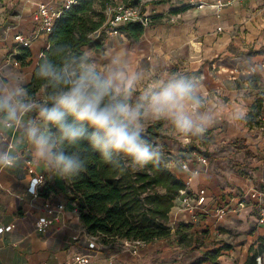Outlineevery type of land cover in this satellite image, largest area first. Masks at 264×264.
<instances>
[{"label": "crops", "instance_id": "1", "mask_svg": "<svg viewBox=\"0 0 264 264\" xmlns=\"http://www.w3.org/2000/svg\"><path fill=\"white\" fill-rule=\"evenodd\" d=\"M64 1L0 0V64L11 65L27 84L37 57L49 46L48 35L38 32V5L61 7ZM192 1L143 4L153 19L142 26L139 37L121 31L105 35L97 50L86 46L81 50L100 65L114 52L120 60L129 61V71H141L143 79L133 102L144 88L170 75L193 79L204 98L200 110L211 117L210 126L202 135L190 137V144L165 120L162 129L171 128L177 140L166 144L170 155L187 159L191 168L198 169L191 188L205 194V205L211 208L215 198L229 200L237 191L247 195L259 190L264 194V126L257 116L258 123L252 125L246 117L235 119L238 109L248 113L257 97L264 94V69L259 65L264 58V0H232L222 8L197 7ZM172 15L178 17L172 21ZM16 34L29 38L30 45L17 43ZM154 121L144 120V129ZM3 132L19 159L15 168L0 169V264H60L73 252L89 254L90 264H195L184 258L190 247H194L197 259L206 251L219 249L218 264H245L264 245V222L260 221L264 196L261 203L257 197L248 198L241 209L236 201L231 202V210L222 219L212 210L192 217L186 211L171 209L170 236L141 242L136 252L124 248L122 239L98 244L84 230L68 182L50 178V173L34 163L22 133L15 129ZM191 149L202 152L207 163L193 159ZM173 171L180 178L185 176L178 166ZM37 176L44 179L42 186L36 183ZM45 200L63 205L62 223L38 232L34 222L43 216L39 207ZM178 228L183 240L175 235Z\"/></svg>", "mask_w": 264, "mask_h": 264}, {"label": "clouds", "instance_id": "2", "mask_svg": "<svg viewBox=\"0 0 264 264\" xmlns=\"http://www.w3.org/2000/svg\"><path fill=\"white\" fill-rule=\"evenodd\" d=\"M65 48H47L55 58L37 57L35 74L51 89L44 102L11 65L0 64V169L15 168L19 159L4 129L22 133L34 163L50 178L72 182L97 154L114 167L121 159L134 168L160 165L163 152L143 134L146 119L169 122L184 138L210 126L211 117L200 110L204 98L187 75L157 80L133 102L143 73L129 71L127 59L109 52L100 65L90 56L66 54ZM246 115L240 108L235 119Z\"/></svg>", "mask_w": 264, "mask_h": 264}, {"label": "trees", "instance_id": "3", "mask_svg": "<svg viewBox=\"0 0 264 264\" xmlns=\"http://www.w3.org/2000/svg\"><path fill=\"white\" fill-rule=\"evenodd\" d=\"M139 1L123 0L126 4H136ZM167 1L169 0L151 2L158 4ZM116 3L117 0H75L55 21L48 35V49L64 44L66 54L72 56L84 55L81 50L84 46L99 49L106 35V9ZM119 29L134 38L139 37L143 30L137 23H128ZM46 51L47 49L43 51L42 56L55 58L51 52L45 53ZM27 87L41 102L47 100V93L51 91L46 87V82L36 76L35 71ZM262 103L264 94L259 95L249 109L246 115L248 124L258 123L256 116ZM162 124L163 120H156L144 130L143 134L154 144L151 136L160 134ZM168 161L169 157L166 156L158 166L149 164L133 170L123 159L119 161L118 167H114L98 154L89 156L86 171L68 182L72 201L76 204L84 230L98 236L102 243L121 238L148 243L170 236L169 213L183 181L168 167ZM175 235L180 240L184 238L179 228L175 230ZM219 251H206L195 264L204 261L218 264ZM262 254L264 245L245 264H256L255 258Z\"/></svg>", "mask_w": 264, "mask_h": 264}, {"label": "built area", "instance_id": "4", "mask_svg": "<svg viewBox=\"0 0 264 264\" xmlns=\"http://www.w3.org/2000/svg\"><path fill=\"white\" fill-rule=\"evenodd\" d=\"M153 0H140L136 4H126V3H116L114 6L107 8V18L104 23L105 25V34H119L121 33L119 27L128 23H137L141 26H148L153 19L152 13H147L143 8V4L149 3ZM75 0H65L61 7H50L46 3H41L38 5L36 12V19L38 24V32L49 35L51 32L53 25L57 18H59L60 14L64 9H67ZM195 6L203 7V6H211L215 8H222L232 2V0H214L213 2L194 0L192 1ZM178 15H172L169 17L170 20H175ZM98 33H96L97 35ZM14 40L17 43H20L24 47H28L30 45V39L25 38L20 34L14 35ZM260 67L264 69V58L259 63ZM257 119L261 126H264V103L260 108V111L257 115ZM186 144H190L189 138H184ZM191 157L195 159L197 162L201 164L207 163V157L202 154L197 149L190 150ZM169 161L167 163L168 167L173 171L175 167H179V170L185 173V176L182 179L183 186L178 189L176 197L174 199V205L172 209L186 211L192 217H197L198 214H208L210 210L213 211L214 216L217 219H222L225 217L228 211L231 210L230 203L236 201L237 208H244L247 205V199L259 198L261 203V198L264 196L259 190H253L249 194L239 193L237 191V196L226 199L215 198L213 207H209L205 205L206 196L205 194L197 191H193L191 188V183L193 181V176L198 169L191 168L187 159H182L177 156L168 155ZM28 165L29 172H33V168ZM44 179L41 176L36 177V183L40 186L43 185ZM37 195V193L35 194ZM234 198H236L234 200ZM75 204V203H74ZM76 205V204H75ZM40 211L43 213L42 217H39L34 222V229L38 232L45 231L49 226L55 225L60 226L61 221V213L63 209V205L59 202H52L50 200H45L41 206L39 207ZM78 211L77 207L75 209ZM260 221L264 222V208H260ZM13 226V225H12ZM87 233V232H86ZM88 234V233H87ZM92 241H96L98 244H101L98 236L88 234ZM76 238V237H75ZM122 239V246L124 248H132L134 252H136L135 247L139 243L138 240H130L126 238ZM256 264H261V256L258 255L256 258ZM90 255L81 253V252H73L65 261L60 264H90Z\"/></svg>", "mask_w": 264, "mask_h": 264}, {"label": "rangeland", "instance_id": "5", "mask_svg": "<svg viewBox=\"0 0 264 264\" xmlns=\"http://www.w3.org/2000/svg\"><path fill=\"white\" fill-rule=\"evenodd\" d=\"M123 2V0H117V3H121ZM124 3V2H123ZM107 11V9H106ZM106 16H107V12H106ZM107 18V17H106ZM146 129V128H145ZM144 129V130H145ZM153 141L155 142V144L159 145L161 147V151L163 152L164 157L172 154L168 148H167V142H176V138L173 136L172 134V130L171 128L167 129V128H161V132L158 136H151ZM129 165V164H128ZM130 168H132L133 170H136L138 168H134L131 167L129 165ZM194 247H190L189 249H186V251L184 252V258L188 263H193V261H196V257L197 254L196 252L193 251ZM261 256V264H264V254L260 255Z\"/></svg>", "mask_w": 264, "mask_h": 264}]
</instances>
